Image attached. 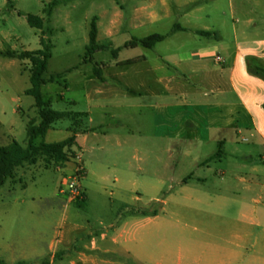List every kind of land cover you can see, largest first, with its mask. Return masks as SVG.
Instances as JSON below:
<instances>
[{"label": "crops", "instance_id": "0c3cea01", "mask_svg": "<svg viewBox=\"0 0 264 264\" xmlns=\"http://www.w3.org/2000/svg\"><path fill=\"white\" fill-rule=\"evenodd\" d=\"M137 1L128 19L123 13L114 14L108 21L104 16L95 17L97 42L101 35L113 34L114 30L138 31L174 17L186 21L184 25L174 22L170 34L161 35L166 37L163 42L177 38L165 55H158L154 61L146 56L129 59L136 61L129 66L122 64L127 60L117 63L121 67L142 64L148 69L143 72L147 73L148 87H140L137 93L141 97L149 94V99L156 101L155 115L163 117L171 153L175 149L183 155L181 167L186 174L176 177L178 165L173 164L172 185L158 214H129L105 230L87 232L70 221L63 208L59 233L46 247L39 235L29 237L22 245L4 249L9 255L4 264H264V78L250 72L264 68V0ZM209 3L214 4L219 24L190 28L188 25L203 19ZM54 9L45 10L40 17L44 26L38 31L44 39L45 23ZM183 34L193 36L194 44L181 43L179 35ZM156 46L145 50L153 51ZM8 53L1 55L9 57ZM20 62L23 65L25 61ZM1 83L0 78V138L4 143L0 146H9L16 140L8 102L16 100L10 99L9 89ZM153 83L163 85V90H157ZM11 114L25 123L26 132L28 122L37 117L35 109L32 114L36 117L26 118L18 105ZM84 134L77 135L75 148L83 150L79 137ZM46 137L36 144L47 143ZM213 147L217 152L207 154ZM213 163H226V167L215 171ZM40 164L39 159L35 165L17 169L14 180L3 187L15 192L20 185L25 190L23 176L44 169ZM11 207L2 212L7 225L10 213L17 219L22 217V206ZM188 212L196 213L195 218L184 214ZM77 233L90 236L84 251L58 258Z\"/></svg>", "mask_w": 264, "mask_h": 264}, {"label": "rangeland", "instance_id": "374dc122", "mask_svg": "<svg viewBox=\"0 0 264 264\" xmlns=\"http://www.w3.org/2000/svg\"><path fill=\"white\" fill-rule=\"evenodd\" d=\"M137 2L60 0L59 5L51 8L49 6L53 0H0V78L1 85L9 89L10 99L16 100H9L7 110L14 126L15 140L25 146L27 132L25 123L11 114L13 107H21L26 118L36 117L32 114L35 112V101L24 93L31 87V65L29 61L21 65L16 56L9 58L1 53L20 54L40 50L41 32L31 28L24 16L44 17L45 10L50 12L54 8L44 29L45 44L51 51L45 78L60 75V79L43 87L42 93L54 111L70 113L71 116L53 126L46 142L64 141L70 136V129L77 130L79 134L88 132L79 137L83 150L74 147L68 152V161L57 164L51 158L41 157L40 167L44 169L23 176L25 190L20 185L15 192H9L7 186L0 188V263L9 260V255L4 251L7 246L22 245L29 237L39 235L44 238L43 245L46 247L59 233L63 208L69 213L67 218L78 227L86 228L87 232L105 230L129 214L146 211L147 215H156L162 209L172 185L170 176L173 164L178 165L176 177L186 174L187 171L181 167L183 155L175 149L171 153L162 126L163 117L155 115L156 101L149 99V94L143 93L141 97L137 93L140 87L142 90L148 87L147 73L143 74L148 69L142 64L141 67H121L117 64L139 56L154 61L158 55H165L166 49L177 38L158 44L153 51L142 47L123 49L118 59L111 54L112 50L122 48L132 39H143L152 34L168 35L174 22L184 25L186 21L174 17L138 31L114 30L113 34L101 35L98 39L99 45L107 50L86 57L95 17L104 16L108 21L114 14L123 13L128 19L133 16ZM205 8L203 19L188 25L190 28L219 24L215 20L217 12L214 4L209 3ZM206 14L211 17L206 19ZM192 38L189 34L179 35L181 43L193 45L195 40ZM95 65L101 72L102 80L95 74ZM159 66L163 71L164 64ZM153 77L151 75L150 78ZM154 86L157 90H163V85L153 83ZM93 129L95 131L90 132ZM0 141V145H3L2 138ZM245 148L243 144L242 150L245 151ZM206 152L215 154L217 148H210ZM225 167L226 163H213L215 171ZM78 170L84 173L80 181L85 197L84 209L79 208L76 202H70L68 196L62 193L64 180L77 177ZM157 195L158 200L150 203ZM14 204L22 206V210L19 209L22 217L17 219L10 213L7 225L2 212L11 210ZM184 214L191 219L196 215L189 212ZM88 237L87 233H77L67 250L58 254V258L66 253L83 252L85 244L89 242Z\"/></svg>", "mask_w": 264, "mask_h": 264}, {"label": "trees", "instance_id": "16d2710c", "mask_svg": "<svg viewBox=\"0 0 264 264\" xmlns=\"http://www.w3.org/2000/svg\"><path fill=\"white\" fill-rule=\"evenodd\" d=\"M59 0H53V3L49 6L58 5ZM28 25L37 30H42L44 22L40 17L28 15ZM97 19L92 21L91 31L89 34V46L86 49V57L93 56L98 51L107 50L105 46L99 45L97 42L98 29L96 25ZM207 34V33H200ZM165 36L151 35L144 39H132L124 44V49H136L142 47L147 50L153 49L157 44L162 43L165 40ZM42 49L34 52H23L20 54L8 53L9 57H17L20 61H29L31 65L30 69V84L31 87L25 92L26 95L31 96L35 101V109L37 117L28 122L27 125V145L24 147L14 141L9 146H0V188H2L9 180H14L15 172L17 169L24 167L25 165H35L41 157L51 158L57 164H62L68 161V152L77 146L76 139L79 134L77 130L70 129L71 136L62 142L57 143H45L36 144V140L44 139L48 132L53 128L55 124L60 121L68 119L70 113L54 111L49 102H46L43 98V87L47 84L54 83L60 79V75L52 76L49 79L45 78V74L48 71L49 60L51 59V51H49L45 44V39H40ZM121 48L111 51L114 59H117L118 53ZM93 59L90 58V62ZM135 60H127L122 64L125 66L133 65ZM95 74L98 79L102 80L101 72L98 66L95 65ZM250 72L257 76L264 78V68L258 67ZM79 208H85V201L77 202ZM142 215H147L146 211L141 212ZM2 264V263H0Z\"/></svg>", "mask_w": 264, "mask_h": 264}, {"label": "built area", "instance_id": "2783aa9c", "mask_svg": "<svg viewBox=\"0 0 264 264\" xmlns=\"http://www.w3.org/2000/svg\"><path fill=\"white\" fill-rule=\"evenodd\" d=\"M218 61H221L220 58H218ZM84 173L80 170L77 171V177L70 180H64L63 182V194H66L68 196V199L70 202H83L85 200V197L81 191L80 187V181L82 178H84Z\"/></svg>", "mask_w": 264, "mask_h": 264}]
</instances>
